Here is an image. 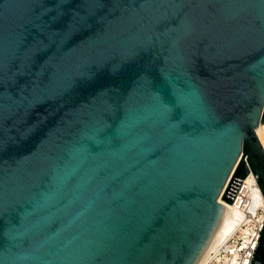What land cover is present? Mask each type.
I'll use <instances>...</instances> for the list:
<instances>
[{
  "label": "water",
  "instance_id": "water-1",
  "mask_svg": "<svg viewBox=\"0 0 264 264\" xmlns=\"http://www.w3.org/2000/svg\"><path fill=\"white\" fill-rule=\"evenodd\" d=\"M260 125L264 0H0V264H198Z\"/></svg>",
  "mask_w": 264,
  "mask_h": 264
},
{
  "label": "built area",
  "instance_id": "built-area-1",
  "mask_svg": "<svg viewBox=\"0 0 264 264\" xmlns=\"http://www.w3.org/2000/svg\"><path fill=\"white\" fill-rule=\"evenodd\" d=\"M260 140L264 148V138ZM257 188L260 189L253 173L242 180L232 202L237 224L211 249L204 264L251 263L264 224V205Z\"/></svg>",
  "mask_w": 264,
  "mask_h": 264
},
{
  "label": "bare ground",
  "instance_id": "bare-ground-1",
  "mask_svg": "<svg viewBox=\"0 0 264 264\" xmlns=\"http://www.w3.org/2000/svg\"><path fill=\"white\" fill-rule=\"evenodd\" d=\"M257 133L258 136L260 138H264L263 133H264V125H260L257 128ZM257 191H259L260 197L263 200V205H264V197L262 195V192L260 189L257 188ZM225 205V207L228 208L227 214L225 216V219L222 223V225L220 226L215 238L213 239L212 243L210 244L209 248L207 249V251L205 252L204 256L202 257V259L199 261L198 264H204L205 260L209 254V252L211 251V249H213L215 247V245L217 244V242L219 240H221L222 238H224L226 235H228L235 227V225L237 224V212L234 211L233 209V205L232 203H228L226 201H222Z\"/></svg>",
  "mask_w": 264,
  "mask_h": 264
},
{
  "label": "rangeland",
  "instance_id": "rangeland-1",
  "mask_svg": "<svg viewBox=\"0 0 264 264\" xmlns=\"http://www.w3.org/2000/svg\"><path fill=\"white\" fill-rule=\"evenodd\" d=\"M263 136H264V133H263Z\"/></svg>",
  "mask_w": 264,
  "mask_h": 264
}]
</instances>
